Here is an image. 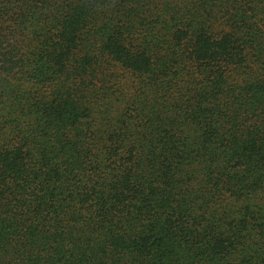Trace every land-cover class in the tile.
<instances>
[{
    "label": "trees",
    "instance_id": "trees-1",
    "mask_svg": "<svg viewBox=\"0 0 264 264\" xmlns=\"http://www.w3.org/2000/svg\"><path fill=\"white\" fill-rule=\"evenodd\" d=\"M0 264H264V0H0Z\"/></svg>",
    "mask_w": 264,
    "mask_h": 264
}]
</instances>
